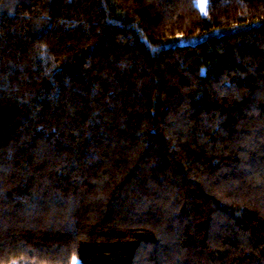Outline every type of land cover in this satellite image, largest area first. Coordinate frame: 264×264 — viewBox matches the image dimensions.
<instances>
[{"label":"trees","instance_id":"16d2710c","mask_svg":"<svg viewBox=\"0 0 264 264\" xmlns=\"http://www.w3.org/2000/svg\"><path fill=\"white\" fill-rule=\"evenodd\" d=\"M0 0V264H264V0Z\"/></svg>","mask_w":264,"mask_h":264},{"label":"rangeland","instance_id":"374dc122","mask_svg":"<svg viewBox=\"0 0 264 264\" xmlns=\"http://www.w3.org/2000/svg\"><path fill=\"white\" fill-rule=\"evenodd\" d=\"M196 3L198 7L200 8L201 12L204 13L205 7H206V0H197ZM201 5H203V7H201ZM71 264H80V261L78 258H74Z\"/></svg>","mask_w":264,"mask_h":264},{"label":"snow or ice","instance_id":"6c2138e0","mask_svg":"<svg viewBox=\"0 0 264 264\" xmlns=\"http://www.w3.org/2000/svg\"><path fill=\"white\" fill-rule=\"evenodd\" d=\"M201 7H203V5H201Z\"/></svg>","mask_w":264,"mask_h":264}]
</instances>
